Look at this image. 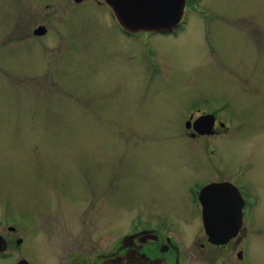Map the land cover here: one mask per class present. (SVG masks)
<instances>
[{
    "label": "rangeland",
    "instance_id": "obj_1",
    "mask_svg": "<svg viewBox=\"0 0 264 264\" xmlns=\"http://www.w3.org/2000/svg\"><path fill=\"white\" fill-rule=\"evenodd\" d=\"M46 2L47 27L61 14L68 19L67 56L60 58V42L49 35L31 54L11 43L0 47V236L9 251L30 218L38 227L33 241L55 247L46 256L56 264H69L70 247L113 244L122 233L107 238V231L149 219L178 224L181 232L171 235L185 237L178 243L188 264H236L237 238L227 248L208 245L200 210L189 207L196 183L219 180L205 169L201 146L224 140L190 139L185 103L224 99L227 118L243 132L225 150L243 165L257 197V227L246 234L250 257L264 264V0H199L186 10V32L164 47L173 54L165 76L178 85L175 92L147 79L139 41L116 37L107 11ZM27 9L23 0H0V44L13 39ZM38 17L35 26L43 22ZM201 17L211 23L217 53L204 46ZM99 58H109L106 66Z\"/></svg>",
    "mask_w": 264,
    "mask_h": 264
},
{
    "label": "flooded vegetation",
    "instance_id": "obj_2",
    "mask_svg": "<svg viewBox=\"0 0 264 264\" xmlns=\"http://www.w3.org/2000/svg\"><path fill=\"white\" fill-rule=\"evenodd\" d=\"M23 1L27 5L28 9L26 12H23L25 15L21 20L22 24H19V20H17L15 24V31L13 30V39L10 40L6 38L3 40V38L0 47L11 43V46L15 45V48L21 50L26 49L28 51L27 53L31 54V52H34L36 46L46 44L47 40H45V38L49 35V39L55 38L56 40L58 39V42H60L58 43L62 47V50H60V58H62V56H67V25L62 22L68 21L67 17L64 16V14H61L58 18L61 22L58 24L55 23L56 25L54 24L52 28H49L46 26L48 22L46 21L47 15L45 13V9L49 8V5L46 2L47 0L43 3H41L40 0ZM74 2L78 7L83 6L85 8L87 7L85 4L89 3L90 6H96L98 10L107 11L109 19L113 25V29H115H112V31H114L116 37L120 35L124 39L139 41L141 49L144 53L143 60L146 67L147 79L150 81L155 80V82L160 84L164 90L174 89V92L176 91L178 85L165 76V73L169 72L171 55L173 54L168 55L164 50V47L168 45V42H170L167 38L177 39L175 41L178 42L180 35L185 32V29L187 30L186 27L188 18L186 16L183 17L181 24L171 32L158 33L140 31L129 33L117 23L111 8L107 3L103 4L101 1L97 0H74ZM198 2L199 0H186L185 12L188 8L194 7ZM37 7H40L41 9L40 14L35 11ZM20 13L21 11L18 12V15ZM18 15H16V17ZM38 16L42 17L43 22L35 26V23L37 22L36 19L39 18ZM199 19H201V28L204 31V34L202 35L204 46L207 48L208 52H213V54L217 53L215 50L216 48L213 46L210 39V22L204 21V18ZM29 33H31V35ZM157 38L167 39V43L163 41L161 44H157L155 42V39ZM62 60L63 59H58V61L55 60L56 69L59 68ZM99 60L102 66H106L105 62H107L109 58H99ZM101 69H103V67ZM171 94L172 92L167 95L170 96ZM228 107L229 102L224 99L213 102L201 101L195 104L190 102L185 103L184 112L187 114L183 115V118L186 119L184 122V128L185 133L187 132L190 139L198 137L212 138L214 136H218L224 140V142L221 143H217L218 141L216 143L206 141L203 147L201 146L204 153L205 162L203 163L205 165V169L210 167L219 180H209L204 184L196 183L195 186L198 189L194 188L189 192V207L193 210L197 207V209L200 210L202 221V207L199 202L200 190L204 186L210 184H225L231 192L223 193L217 196L216 199L229 198L231 201L229 203H225L227 206L224 203H215L214 207L222 210L225 206L227 209L225 212H228L227 214H240V227L237 234L233 238L220 245L211 243L203 228L206 236V242L208 245L216 248H227L230 243L237 238L235 263L253 264L252 258L250 257V238L249 236L246 237V234L249 232V228L251 229L253 226L255 228L257 227V197L250 189L249 185L245 183L243 165H235L233 160L230 158L229 153L226 151L228 149L227 146L232 148L243 139L241 125L234 122L229 116L227 118L226 112H228ZM225 157L230 158L231 161L225 160ZM172 172L173 171H171L170 176L172 183L170 184L173 187L174 184H178V179L176 178L177 174H173ZM161 173L163 175V172ZM167 173H169V168ZM161 186L165 187L163 185ZM171 188L168 186L166 187V190ZM163 191H165V188H163ZM135 217L137 218L139 216ZM36 223L37 222L33 218H30L27 228H25L24 224L20 225L21 227L19 230H21V236H18L15 240L13 252L9 251V243L7 242L6 249L3 252H0V262L5 263V260L11 259L15 253L18 258L15 259L12 264L55 263L52 259H48L47 257L51 255V249L55 247H49L43 241H33L34 238L37 237L38 233ZM177 225L178 224L174 223H171L170 225L167 222L153 223L149 221V219L140 224H132L130 220L129 224L119 226V230L106 232L105 236L107 238H114L115 235L122 233V235H119L120 238L116 242H113V244L109 242L108 245L100 247L97 245V242H91V244L95 247L89 249V247H84L83 243H80L75 248L70 247L67 249L65 251L64 258L65 261L69 262V264H188L185 259L181 258V255L184 254H182V249L179 247L180 243H178L180 240L179 242H182L183 244L185 237L183 235L182 237H173L171 235L173 232H181V230L176 229ZM13 231L16 232L17 230L14 228ZM27 232L28 236L26 238L24 234ZM160 233L166 234L167 236H163ZM203 247L204 245L200 244V248ZM75 256L77 260L73 261Z\"/></svg>",
    "mask_w": 264,
    "mask_h": 264
},
{
    "label": "water",
    "instance_id": "obj_3",
    "mask_svg": "<svg viewBox=\"0 0 264 264\" xmlns=\"http://www.w3.org/2000/svg\"><path fill=\"white\" fill-rule=\"evenodd\" d=\"M118 24L129 33L138 31L170 32L183 17L186 0H105ZM231 192L225 184H210L202 188L199 202L205 234L213 244H224L233 238L240 227V214H227L214 207L215 203H229L231 199H216ZM226 205V204H225ZM227 206V205H226ZM239 209V208H238ZM6 249L0 236V252Z\"/></svg>",
    "mask_w": 264,
    "mask_h": 264
},
{
    "label": "bare ground",
    "instance_id": "obj_4",
    "mask_svg": "<svg viewBox=\"0 0 264 264\" xmlns=\"http://www.w3.org/2000/svg\"><path fill=\"white\" fill-rule=\"evenodd\" d=\"M210 25H211V23H210ZM185 32H186V29H185Z\"/></svg>",
    "mask_w": 264,
    "mask_h": 264
}]
</instances>
